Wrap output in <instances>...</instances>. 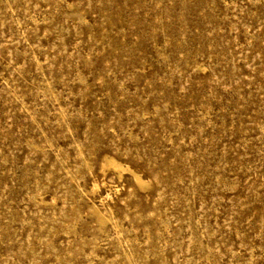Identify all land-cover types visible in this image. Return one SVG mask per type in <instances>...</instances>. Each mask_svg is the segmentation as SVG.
<instances>
[{
	"label": "rangeland",
	"instance_id": "1",
	"mask_svg": "<svg viewBox=\"0 0 264 264\" xmlns=\"http://www.w3.org/2000/svg\"><path fill=\"white\" fill-rule=\"evenodd\" d=\"M0 264H264V0H0Z\"/></svg>",
	"mask_w": 264,
	"mask_h": 264
},
{
	"label": "bare ground",
	"instance_id": "2",
	"mask_svg": "<svg viewBox=\"0 0 264 264\" xmlns=\"http://www.w3.org/2000/svg\"><path fill=\"white\" fill-rule=\"evenodd\" d=\"M106 160H108V159H106ZM108 162V161H107ZM109 163H111L113 166H116V167H118L119 166V164L117 163V162H115L114 160H109ZM110 164V165H111ZM115 167V168H116ZM120 169V168H119ZM128 171V170H127ZM131 174H133L134 175V177L136 178V180L138 181V182H140V183H142L141 181H143L142 180V178L138 175V174H136V172L135 173H131ZM98 216H99V213H98ZM101 219V218H100ZM102 220V219H101ZM102 223V222H101Z\"/></svg>",
	"mask_w": 264,
	"mask_h": 264
}]
</instances>
